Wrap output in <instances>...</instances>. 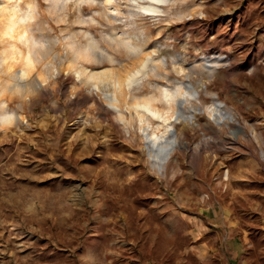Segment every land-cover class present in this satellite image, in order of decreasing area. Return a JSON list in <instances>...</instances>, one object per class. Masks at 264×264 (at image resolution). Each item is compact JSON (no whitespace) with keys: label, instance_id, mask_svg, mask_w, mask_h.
<instances>
[{"label":"rangeland","instance_id":"obj_1","mask_svg":"<svg viewBox=\"0 0 264 264\" xmlns=\"http://www.w3.org/2000/svg\"><path fill=\"white\" fill-rule=\"evenodd\" d=\"M60 1L0 0V52L23 48L6 20L29 5L27 29L49 47L92 36L130 65L110 33L135 34L153 61L133 92L189 93L174 104L179 144L157 167L101 92L35 67L27 89L0 93V113L22 117L0 124V264H264V0H169L138 16L131 0Z\"/></svg>","mask_w":264,"mask_h":264},{"label":"bare ground","instance_id":"obj_2","mask_svg":"<svg viewBox=\"0 0 264 264\" xmlns=\"http://www.w3.org/2000/svg\"><path fill=\"white\" fill-rule=\"evenodd\" d=\"M165 1L169 0H131L130 5L136 7L127 11L136 16L146 12L157 13L161 10L158 3ZM104 7L118 9L112 0H105ZM35 15L33 7L29 5L21 13L12 12L7 16L5 33L19 40L23 48L12 42L10 50L0 52V69L7 71V77L0 82V93L6 89L16 92L27 89L28 85H31L30 73L35 67L38 74L41 73L40 77L43 74L53 76L55 71L57 73L60 69L72 70L80 85L85 84L91 91L103 94V100L110 106L126 131L134 133L138 128L140 138L145 139L147 154L152 163L165 168L172 152L179 144V132L175 122L179 119L181 109L180 107L175 109L174 104H182L189 93L183 90L180 83L175 86L162 84L157 93L140 95L133 92L141 87L144 77L149 76V65L153 61L150 54L139 55L140 45L136 43L135 34L123 30H114L110 33V38L130 55L132 59L130 66L129 63H116L117 59L113 53L109 49H100L92 36L87 37L88 40L83 47H76L72 43L63 49L46 46L44 41L38 40L27 29ZM14 58L20 59L21 67L8 71L9 59ZM107 62L110 67L99 70L87 65L89 63L104 66ZM164 62L160 60L159 63ZM205 66L211 70L214 67L209 63ZM45 78L43 77V80ZM189 86L190 95L197 98L198 90ZM207 110L208 116L214 121H221L214 106H209ZM193 116L192 113L190 117ZM229 118L232 119L231 116ZM13 119L22 121V117L13 112L0 113V124L9 123ZM224 175L228 176V173L225 172Z\"/></svg>","mask_w":264,"mask_h":264},{"label":"crops","instance_id":"obj_3","mask_svg":"<svg viewBox=\"0 0 264 264\" xmlns=\"http://www.w3.org/2000/svg\"><path fill=\"white\" fill-rule=\"evenodd\" d=\"M199 227H201V225H199ZM228 227H229V232H230V231H231V227H230V226H228ZM233 246H234V244L231 243V244H230V247H233ZM200 248H202L201 250L204 249V248L201 247V246H200ZM236 253H237L236 249L233 248V249H232V254L235 255ZM227 262H228V261H226L224 264H230V262H228V263H227Z\"/></svg>","mask_w":264,"mask_h":264}]
</instances>
